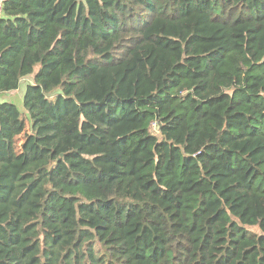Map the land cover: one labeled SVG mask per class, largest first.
I'll use <instances>...</instances> for the list:
<instances>
[{
    "label": "trees",
    "instance_id": "16d2710c",
    "mask_svg": "<svg viewBox=\"0 0 264 264\" xmlns=\"http://www.w3.org/2000/svg\"><path fill=\"white\" fill-rule=\"evenodd\" d=\"M28 78L0 264H264V0H8L0 94Z\"/></svg>",
    "mask_w": 264,
    "mask_h": 264
},
{
    "label": "rangeland",
    "instance_id": "374dc122",
    "mask_svg": "<svg viewBox=\"0 0 264 264\" xmlns=\"http://www.w3.org/2000/svg\"><path fill=\"white\" fill-rule=\"evenodd\" d=\"M24 86V84H23ZM5 97V96H4ZM22 97L20 96V92L19 90L16 91V92H13L9 95L6 96V101L7 102H11V103H14L16 104L20 109H24V104H23V101H22ZM151 131L156 134V135H159V129H158V126L156 125V123H154L152 126H151ZM250 231V233H254V234H257L258 233V230L257 228H249L248 229Z\"/></svg>",
    "mask_w": 264,
    "mask_h": 264
},
{
    "label": "crops",
    "instance_id": "0c3cea01",
    "mask_svg": "<svg viewBox=\"0 0 264 264\" xmlns=\"http://www.w3.org/2000/svg\"><path fill=\"white\" fill-rule=\"evenodd\" d=\"M31 83H33V79L32 78H28V79L23 81L24 86H23V84H21L19 92H20V96L22 97V99L24 98V94H25L27 85L31 84ZM11 93H13V92H11ZM11 93L0 94V102L6 101V96L11 94Z\"/></svg>",
    "mask_w": 264,
    "mask_h": 264
},
{
    "label": "built area",
    "instance_id": "2783aa9c",
    "mask_svg": "<svg viewBox=\"0 0 264 264\" xmlns=\"http://www.w3.org/2000/svg\"><path fill=\"white\" fill-rule=\"evenodd\" d=\"M8 0H0V15L2 14L3 4Z\"/></svg>",
    "mask_w": 264,
    "mask_h": 264
}]
</instances>
